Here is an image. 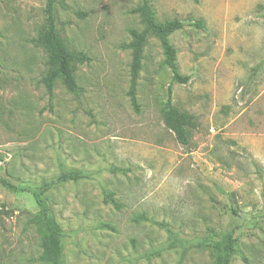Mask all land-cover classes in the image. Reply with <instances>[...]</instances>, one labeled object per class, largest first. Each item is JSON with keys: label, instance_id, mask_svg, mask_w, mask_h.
Returning a JSON list of instances; mask_svg holds the SVG:
<instances>
[{"label": "rangeland", "instance_id": "374dc122", "mask_svg": "<svg viewBox=\"0 0 264 264\" xmlns=\"http://www.w3.org/2000/svg\"><path fill=\"white\" fill-rule=\"evenodd\" d=\"M148 1L159 21L203 28L169 36L186 83L172 81L148 37L135 111L124 45L142 27L140 0L55 3L60 37L87 57L73 63L78 95L42 84L46 51L30 40L45 0H0V175L33 186L83 174L45 196L64 264H214L209 244L229 228V264H264V0ZM168 99L196 123L187 147L164 124ZM36 212L29 193L0 184V264H46Z\"/></svg>", "mask_w": 264, "mask_h": 264}, {"label": "trees", "instance_id": "16d2710c", "mask_svg": "<svg viewBox=\"0 0 264 264\" xmlns=\"http://www.w3.org/2000/svg\"><path fill=\"white\" fill-rule=\"evenodd\" d=\"M56 2L57 0H45L44 27L38 36L31 39L30 42L35 46L44 47L46 51L47 70L42 77V84L47 93L50 95L56 81H60L68 92L78 95L80 86L74 76L73 63L84 62L87 57L81 52L68 49L60 37L55 22L54 6ZM132 12L140 16L142 27L128 30L130 40L124 46L130 49L131 54L130 81L127 95L133 109L137 111L136 79L140 70L143 46L148 37L152 36L158 41L163 54V64L170 70L172 81L186 83L189 80V76L178 73L176 50L170 43L169 36L185 26L201 29L203 24L200 21H182L177 18L159 21L148 0H140L139 5L132 9ZM162 112L165 126L171 130L177 142L187 147L189 145L190 130L196 127L192 115L186 111L179 110L171 104L170 99L164 104ZM82 176L83 174L76 169L61 170L55 178L30 186L16 184L5 176L0 175V184L7 191L12 193L27 192L35 201L37 212L30 219V222L42 234L43 258L46 264H64L61 227L50 214L49 207L45 201L46 193L59 183L75 181ZM103 194L105 203L117 206V202L110 192L104 191ZM234 234L235 229L229 228L222 232L218 241L210 244L207 242V244L212 245L216 249L214 264L230 263L231 258L236 253L233 244Z\"/></svg>", "mask_w": 264, "mask_h": 264}]
</instances>
